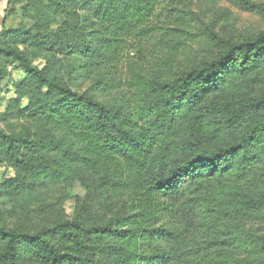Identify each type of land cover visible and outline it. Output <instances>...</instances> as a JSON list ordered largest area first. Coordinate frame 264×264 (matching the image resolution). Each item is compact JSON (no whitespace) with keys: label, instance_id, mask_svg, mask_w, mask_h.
Returning a JSON list of instances; mask_svg holds the SVG:
<instances>
[{"label":"trees","instance_id":"trees-1","mask_svg":"<svg viewBox=\"0 0 264 264\" xmlns=\"http://www.w3.org/2000/svg\"><path fill=\"white\" fill-rule=\"evenodd\" d=\"M195 1L7 0L0 264H264V30L190 43ZM133 43L151 55L124 84Z\"/></svg>","mask_w":264,"mask_h":264},{"label":"rangeland","instance_id":"rangeland-1","mask_svg":"<svg viewBox=\"0 0 264 264\" xmlns=\"http://www.w3.org/2000/svg\"><path fill=\"white\" fill-rule=\"evenodd\" d=\"M258 3H264V0H252ZM212 0H196L194 2L195 7L192 4L191 10L194 13L199 12V7H203L206 10V16L200 19L201 21H195L192 29L193 34L189 36L190 40L193 43L194 41L203 40L202 31L207 28H213L217 33H223L226 35L229 34H250L257 31L264 30V18L260 15H256L253 13L246 12L239 7L231 4L230 2H218L211 9L209 6L211 5ZM174 5V3L172 4ZM178 3L175 2L174 6H177ZM7 9V0H0V32L2 31L3 19L5 17V11ZM146 48L144 53L141 54L142 48ZM151 55L150 47L145 44H136L133 43L130 47L126 48L123 56L121 57L119 67L117 69V77L122 78L123 83L129 77V70L133 64L143 63L142 59H148ZM142 56H144L142 58ZM25 74L21 70L12 71V75L6 80L4 83V100L0 104V113L5 111V108L9 102V100L15 98L13 84L19 82L23 79ZM18 124H15L17 126ZM1 173L6 174V176H12V172H8L5 168H1ZM63 186H55L52 187L48 193V206H47V214L51 217H55L60 206L63 205L65 215L68 219H71L75 212L77 202L74 199L67 198V190H63ZM71 196H78L84 199L86 197V192L84 188L80 184H76L71 190ZM64 202V203H63ZM52 204H56V206L50 207ZM45 212V213H46ZM43 213V214H45ZM109 215H113L110 214ZM43 216L42 214L39 217ZM43 221V220H42Z\"/></svg>","mask_w":264,"mask_h":264}]
</instances>
